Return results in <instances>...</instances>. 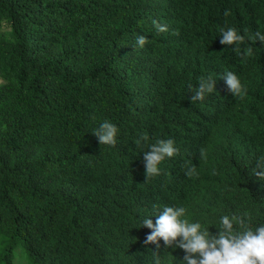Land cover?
<instances>
[{"label": "trees", "instance_id": "1", "mask_svg": "<svg viewBox=\"0 0 264 264\" xmlns=\"http://www.w3.org/2000/svg\"><path fill=\"white\" fill-rule=\"evenodd\" d=\"M229 27L264 34V0H0V264L19 246L28 264H184L143 243L164 206L213 234L225 215L264 225V43L245 57L220 43ZM105 121L115 145L93 133ZM168 139L178 154L145 181L144 151Z\"/></svg>", "mask_w": 264, "mask_h": 264}, {"label": "clouds", "instance_id": "2", "mask_svg": "<svg viewBox=\"0 0 264 264\" xmlns=\"http://www.w3.org/2000/svg\"><path fill=\"white\" fill-rule=\"evenodd\" d=\"M229 13L226 11L225 15ZM159 32L167 31L166 25L153 22ZM220 43L222 45L248 44L243 55L245 57L252 54L251 44L260 41L264 43V34L257 31L254 35H249L246 40L245 35H241L235 28L229 27L220 30ZM148 42L145 35H140L136 39V47H144ZM224 79L228 91L235 97L242 98L244 87L240 78L233 72H226ZM191 88V85L189 86ZM215 90V79L209 76L207 79L201 78L199 86L194 90L191 101H202L206 95ZM119 129L113 123L103 122L93 133L98 138L100 144L115 145ZM145 143L148 137L142 136ZM139 143V141H138ZM144 151L143 162L147 181L152 176L160 174L158 165L165 159L178 154L179 149L172 139L159 140L155 144H150ZM205 155V150L201 149V156ZM258 179L264 181V158H261L253 169ZM196 174L195 167L188 170L189 177ZM234 225H239L241 231H234ZM142 226L151 229L146 235L143 243L145 245L154 244L156 249L161 247L162 240L165 248H179L184 251V264H264V225L252 227L245 226V221L237 215L222 216L221 227L215 234L209 229L203 228L199 221L191 222L187 218V209L183 206H164L156 215L155 223L152 219L145 217Z\"/></svg>", "mask_w": 264, "mask_h": 264}, {"label": "rangeland", "instance_id": "3", "mask_svg": "<svg viewBox=\"0 0 264 264\" xmlns=\"http://www.w3.org/2000/svg\"><path fill=\"white\" fill-rule=\"evenodd\" d=\"M8 29V27H6ZM14 264H28L27 254L22 246H19L15 250Z\"/></svg>", "mask_w": 264, "mask_h": 264}]
</instances>
